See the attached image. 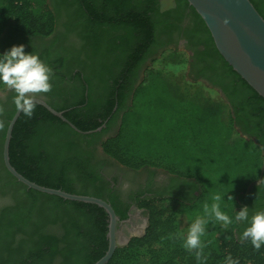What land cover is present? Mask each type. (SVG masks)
<instances>
[{
    "label": "trees",
    "instance_id": "trees-1",
    "mask_svg": "<svg viewBox=\"0 0 264 264\" xmlns=\"http://www.w3.org/2000/svg\"><path fill=\"white\" fill-rule=\"evenodd\" d=\"M173 1L176 8L162 12L167 0H0V43L7 37L25 46L61 29L60 45L28 50L54 70L53 90L43 95L63 98L51 107L82 132L107 121L120 123L102 141L107 130L80 134L36 104L32 118L22 113L14 126L11 164L40 186L103 199L121 218L89 161L100 143L105 155L127 168H162L193 188L190 197L144 198L148 229L118 247L108 264H198L195 253L175 238L197 216L209 219L202 237L204 264H225L229 254L239 264H264V246L256 251L250 241L240 240L247 223L224 228L203 211L216 193L233 220L244 206L250 216L264 209V98L220 55L187 0ZM251 2L264 18V0ZM182 32L195 40L196 78L222 90L229 112L223 103L183 92L156 67L179 64L182 56L189 65L185 53L168 49L172 41L167 39ZM65 38L73 44L64 45ZM7 51L0 47V56ZM62 83L71 84V97L59 89ZM143 95L153 99L146 105ZM145 108L147 114L141 112ZM15 113V106L5 111L0 130V264H96L109 247L105 210L29 189L7 171L3 147ZM259 180L262 185L255 186Z\"/></svg>",
    "mask_w": 264,
    "mask_h": 264
},
{
    "label": "flooded vegetation",
    "instance_id": "flooded-vegetation-1",
    "mask_svg": "<svg viewBox=\"0 0 264 264\" xmlns=\"http://www.w3.org/2000/svg\"><path fill=\"white\" fill-rule=\"evenodd\" d=\"M167 1V7L165 3L162 4V12H168L176 8L175 1ZM189 26V19H185L183 29H187ZM60 33L61 29L58 27L56 32L49 38L43 40L32 39L31 43L24 46L25 53H29L31 50L41 52L42 49H44V46H50L53 43L55 45H60ZM185 34V32L173 34L172 38H168L171 35L168 34L161 37V39L168 38V41H172L170 46H168V49H178L179 52L187 55L189 59L188 75L190 79L195 82L204 83L223 95L222 90L218 87L212 86L208 79L203 77H200L199 79L196 78L197 75L200 74V70L195 67L193 60L196 52L195 49L197 48L195 46V40L190 41V38L188 39ZM13 42L14 40L4 37L0 43V47L5 50H10L12 46H19L17 44H13ZM73 42V39L65 38L63 44L69 46L73 44ZM59 89L67 92L68 97H71V93L74 92L71 84L68 83L60 84ZM60 94L61 93H57L51 99L41 94L37 96L36 99H41L51 106L52 104L59 103L62 100L63 97L61 98L59 96ZM13 95L14 93L7 89L5 91H0V104H3L5 111L13 110L15 106L12 99ZM119 125L116 126L115 122L110 123L109 121L104 123L101 127V131L99 132L107 130L108 133L102 141L110 138V134H112L115 130L118 131ZM89 161L92 167L100 173V185L102 186L105 197H111L116 208L124 216V218L118 216L119 221L117 224V230L120 233L118 235V240L123 243H120L122 246H125L128 240L130 241L134 237L143 236L148 229L149 212L146 208L141 207L146 204L144 198L147 197L151 199L158 194H162L164 197H190V192L193 191L192 187H187L184 184L183 178L171 174L162 168L145 166L135 170L119 164L104 154L101 143L96 146V152ZM262 183L263 180H259L255 183V186H260ZM253 187L254 185L250 187L249 193L252 192ZM197 194L198 193L196 192V195Z\"/></svg>",
    "mask_w": 264,
    "mask_h": 264
},
{
    "label": "water",
    "instance_id": "water-1",
    "mask_svg": "<svg viewBox=\"0 0 264 264\" xmlns=\"http://www.w3.org/2000/svg\"><path fill=\"white\" fill-rule=\"evenodd\" d=\"M187 2L206 24L216 48L224 60L249 86L264 98V18L256 10L251 0H187ZM36 104L45 107L50 113L62 119L80 134L90 135L101 131V128H99L95 131L82 132L64 117L63 112L54 110L45 101L36 99ZM21 114L16 111L9 123L5 137L3 161L7 171L29 189L57 196L67 201L93 204L103 208L109 216V232L107 235L109 247L105 256L96 264H108L117 248L123 244L118 240L120 234L117 230L119 218L113 207L103 199L70 194L62 190L40 186L25 178L12 166L10 144L14 126Z\"/></svg>",
    "mask_w": 264,
    "mask_h": 264
},
{
    "label": "clouds",
    "instance_id": "clouds-1",
    "mask_svg": "<svg viewBox=\"0 0 264 264\" xmlns=\"http://www.w3.org/2000/svg\"><path fill=\"white\" fill-rule=\"evenodd\" d=\"M55 78L54 70L46 64L38 54L25 53L24 45L12 46L9 51L0 56V84L7 90L14 93L13 103L18 113H23L28 118H32L36 108V98L41 94H48L53 90L52 81ZM5 115V108L0 104V130H3L5 122L2 119ZM212 203L203 205L204 213L215 222H219L224 228L237 223H247L241 237V242L250 241L256 251L264 246V209L252 211L247 206L235 213L234 220L221 209L223 196L214 194ZM233 197L229 196L228 200ZM209 219L197 216L188 226L186 233H176L177 239L183 240V247L189 252L195 253L198 264H204L207 257L204 249L207 247L202 241L206 235V226ZM210 243V242H209ZM225 264H239L238 259H234L231 254L225 258Z\"/></svg>",
    "mask_w": 264,
    "mask_h": 264
},
{
    "label": "rangeland",
    "instance_id": "rangeland-1",
    "mask_svg": "<svg viewBox=\"0 0 264 264\" xmlns=\"http://www.w3.org/2000/svg\"><path fill=\"white\" fill-rule=\"evenodd\" d=\"M156 67L159 69H162L165 73L170 75L173 81L179 85L180 89L183 92H186L189 94L199 93V94H202L206 99H209L213 102L223 103L226 107V111L229 112L227 103L224 101L222 95L217 90L205 85L204 83L195 82L192 79H190L188 75V64H187L186 56L185 57L182 56V59L179 62V64H176V65L159 64V65H156ZM3 87L6 89L4 85ZM142 99H145L146 105H147L148 102H150V100L153 99V96L143 95ZM150 109L152 110V107ZM141 112L143 114H147V112L149 111L147 108H145V110L142 109ZM153 145H157L159 147L160 144L153 142ZM190 159H193V158H190Z\"/></svg>",
    "mask_w": 264,
    "mask_h": 264
}]
</instances>
